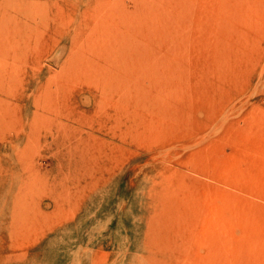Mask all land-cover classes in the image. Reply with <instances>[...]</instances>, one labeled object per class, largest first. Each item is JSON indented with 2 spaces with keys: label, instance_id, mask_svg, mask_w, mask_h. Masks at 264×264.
Returning <instances> with one entry per match:
<instances>
[{
  "label": "rangeland",
  "instance_id": "rangeland-1",
  "mask_svg": "<svg viewBox=\"0 0 264 264\" xmlns=\"http://www.w3.org/2000/svg\"><path fill=\"white\" fill-rule=\"evenodd\" d=\"M0 264H264V0H0Z\"/></svg>",
  "mask_w": 264,
  "mask_h": 264
}]
</instances>
